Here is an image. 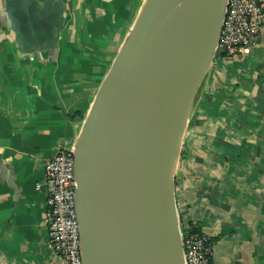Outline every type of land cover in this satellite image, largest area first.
Returning <instances> with one entry per match:
<instances>
[{"label":"crops","instance_id":"obj_1","mask_svg":"<svg viewBox=\"0 0 264 264\" xmlns=\"http://www.w3.org/2000/svg\"><path fill=\"white\" fill-rule=\"evenodd\" d=\"M32 1L23 19L0 0V264H63L35 183L74 146L144 0ZM174 180L180 225L210 238L212 264H264V28L248 53H215Z\"/></svg>","mask_w":264,"mask_h":264},{"label":"water","instance_id":"obj_2","mask_svg":"<svg viewBox=\"0 0 264 264\" xmlns=\"http://www.w3.org/2000/svg\"><path fill=\"white\" fill-rule=\"evenodd\" d=\"M226 5L143 1L71 147L82 264H185L174 169Z\"/></svg>","mask_w":264,"mask_h":264},{"label":"built area","instance_id":"obj_3","mask_svg":"<svg viewBox=\"0 0 264 264\" xmlns=\"http://www.w3.org/2000/svg\"><path fill=\"white\" fill-rule=\"evenodd\" d=\"M264 28L261 0H227L216 52L220 56L245 54ZM73 151L57 147L44 163L35 189L44 195L43 225L50 253L63 264H82L79 224L75 211ZM185 264H212V242L193 225H181ZM196 227V226H194Z\"/></svg>","mask_w":264,"mask_h":264},{"label":"trees","instance_id":"obj_4","mask_svg":"<svg viewBox=\"0 0 264 264\" xmlns=\"http://www.w3.org/2000/svg\"><path fill=\"white\" fill-rule=\"evenodd\" d=\"M193 230H195V231L197 230L198 231V228L193 226Z\"/></svg>","mask_w":264,"mask_h":264},{"label":"rangeland","instance_id":"obj_5","mask_svg":"<svg viewBox=\"0 0 264 264\" xmlns=\"http://www.w3.org/2000/svg\"><path fill=\"white\" fill-rule=\"evenodd\" d=\"M62 48H64V44L62 43Z\"/></svg>","mask_w":264,"mask_h":264}]
</instances>
